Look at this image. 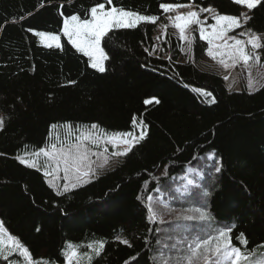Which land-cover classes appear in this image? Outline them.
<instances>
[{"label": "trees", "instance_id": "16d2710c", "mask_svg": "<svg viewBox=\"0 0 264 264\" xmlns=\"http://www.w3.org/2000/svg\"><path fill=\"white\" fill-rule=\"evenodd\" d=\"M99 3L155 17L102 38L103 73L65 37L60 49L48 48L29 31L60 33L64 18L86 19ZM165 4L243 11L233 0H0V115L9 117L0 131V264H66L69 245L80 253L79 264H156L160 228L147 211L155 193L170 207L208 214L193 224L231 227L232 244L248 256L264 253V81L252 92L229 91L219 74L200 68L206 43L197 34L193 60L184 57L171 31L158 36L167 23ZM248 17L241 29L264 35V0ZM257 56L264 67V47ZM133 117L147 125L146 139L68 192L48 185L43 162L31 168L17 159L52 143L74 144L94 123V132L131 131ZM8 236L29 249L27 259L9 255Z\"/></svg>", "mask_w": 264, "mask_h": 264}, {"label": "snow or ice", "instance_id": "6c2138e0", "mask_svg": "<svg viewBox=\"0 0 264 264\" xmlns=\"http://www.w3.org/2000/svg\"><path fill=\"white\" fill-rule=\"evenodd\" d=\"M111 2V0H109ZM261 0H235L236 4L246 5L248 9L255 8L260 4ZM161 7L169 9L172 5H162ZM180 7V5H176ZM200 12H207L212 14V18L215 23L211 25L212 31L206 35V30L203 25L206 23L205 20L199 19ZM200 12L188 11L184 15H177L174 20V26L179 29L181 38H184L185 30L190 25H197L199 27V34L201 40H206L209 45L214 43V38H220L225 43L217 48L221 56L220 62L225 68L229 67V64L223 59L227 57L233 63L243 60L247 63L252 57L245 51V42L237 39L235 36H227L226 33L232 29L241 27L240 19L237 16L232 15H220L217 14L216 10L212 7L201 9ZM90 19H81L79 15H71L69 18L63 21V35L67 37L68 42L78 51L83 53L89 58L90 66L93 69H97L103 73L105 67L103 61L106 59L104 49L101 47L102 38L112 28H130L137 24V22H154V17L145 15L134 14L125 10H118L112 7L111 10L105 9L104 3H99L96 6L90 8ZM250 19V17L246 18ZM29 31H34L29 29ZM34 34L40 38L41 42L48 48L55 47L60 49L62 47L61 39L59 35L46 33L43 31H34ZM244 35V33H241ZM247 44L251 45L253 51L264 47L261 44V40L264 37H260L254 33H248ZM234 40V44L229 45L226 41ZM145 51H148L145 49ZM207 54L210 57L215 58L213 49L208 48ZM257 59H259L257 57ZM227 79V77H225ZM74 83V82H70ZM251 87V81L249 82ZM199 94L205 98L211 96L210 92L196 90ZM152 101H145V103H151ZM159 103V100L155 101ZM209 103H215L213 97L209 100ZM9 119L4 115H0V131L4 130L5 121ZM55 128L56 126L53 125ZM66 127L71 128V125ZM98 128L97 124H92L91 129L95 130ZM133 131L128 132H112L99 133V132H81L80 135L76 136L78 141L75 144L70 145L67 148H57L56 143L50 145L51 151L44 148L39 149L35 152L36 157H45L43 175L45 177L52 176L53 180H49V186L55 187L57 194H60V187L54 183V180L58 178L59 173H63V191L68 192L69 189H76L79 185L89 182L90 176L93 174V170L89 164L90 152L85 146V141L99 147L101 142L104 145H111L113 154L116 156H127L132 151L133 147L139 144L141 141L146 139L147 125L141 120L137 121L135 117L132 119ZM57 139H59L57 137ZM122 147V150H117ZM105 151L107 148L105 147ZM19 162L27 167L37 168V161L31 160L28 157L21 159L17 157ZM216 173L221 171V168L217 166L215 168ZM191 183V181H189ZM152 197L149 196V202L152 201ZM148 219L153 222L155 213L151 205L147 209ZM199 214L197 216H185L184 219L188 221H205L208 219V214L200 208L195 209ZM3 226L0 225V255H4L3 247ZM185 231L189 234L190 238H186L181 243H186V248L181 250V255L177 257V264H199L203 261L204 264H264V259L251 261V258L242 252L241 247H237L232 244V233L231 227L224 228H213L211 231H205L203 225L197 230L195 227H185ZM215 233V234H213ZM244 234L240 233V237ZM12 240V246L9 248V255H19L27 259L29 257V249L21 244L19 240L9 237ZM121 243L130 246V242L127 239L117 237ZM242 246L247 245V239L241 241ZM91 247V245L89 246ZM103 250V242H99V249L97 255ZM66 264H79L80 253L75 246L69 245L65 252ZM7 259V256H5Z\"/></svg>", "mask_w": 264, "mask_h": 264}, {"label": "rangeland", "instance_id": "374dc122", "mask_svg": "<svg viewBox=\"0 0 264 264\" xmlns=\"http://www.w3.org/2000/svg\"><path fill=\"white\" fill-rule=\"evenodd\" d=\"M240 5L243 7V11L237 17L240 19L241 25H243L244 22L246 21L247 12L249 9L246 7V5H243V4H240ZM172 6L173 7L169 9L164 8V11L166 13L167 23L164 26L159 27L158 36L163 38L166 32L171 31L179 40V47H180V50L183 56L190 59L193 55L192 53L193 37L195 36V34H197L200 37V34H199L200 26L190 25L185 30L184 38H181L179 29L174 26V20L177 15H184L188 11L200 12L201 9H197L191 4H182L180 5V7H176V5H172ZM117 9L125 10V9H119V8ZM108 10H111V9H108ZM125 11H129V10H125ZM129 12H132L134 14L143 15V14L133 12V11H129ZM220 15H227V14H220ZM145 16H148V15H145ZM69 17H66V18H69ZM149 17H153V16H149ZM90 18L91 16L89 14V17L87 19H90ZM199 19L206 21L203 27H205L206 35H207L209 32L212 31L211 25L215 23V20L212 18V14L207 13V12H200ZM138 23H141V22H137V24ZM112 29H117V28H112ZM46 33H50V32H46ZM241 33H244V35H241ZM248 33L249 32L241 29V27L232 29L226 33V35L229 37L235 36L237 39H240L242 42H245V51L252 57L247 63H245L243 60L233 63L230 59H228L227 57H224L223 59H225V61L229 64V67L227 68H225L224 65L220 62L221 56L219 52L217 51V48L223 45L225 41L220 38H214V43L212 45H209L207 41L204 40L207 43V50L205 52L204 61L200 63V68L202 70L212 71L216 74H219L224 79L226 87L228 88L229 91H236V90L244 89L247 92H252L256 90L257 87L264 81V67L260 66L259 60L257 59L258 49L253 51V49L251 48V45L246 43L249 39ZM51 34L59 35L60 39H61V36L65 37L63 35V24H62V29L60 33H51ZM256 35L260 37H264V35H261V34H256ZM37 38H38L39 43L45 46L41 42L40 38L39 37ZM65 38L67 39V37ZM226 42L229 45L234 44V40H227ZM263 43H264V39L261 40V44ZM209 47L213 49L215 58L210 57L207 54ZM106 59H107V55H106ZM106 59L103 61L104 67L106 65ZM191 60L193 59L191 58ZM225 77H227V79H225ZM250 81H251V87L249 86ZM89 131L94 132L95 130L90 129L85 132H89ZM131 131H133V129ZM84 143H85V146L89 149V152L91 154L89 158V164L93 170V174L90 176L89 181L95 178L96 176L102 174L103 172L115 167L122 158V156H116L113 154V149L111 145H104L103 142H101V145L97 147L95 145L88 143L87 141H85ZM70 145L65 146L64 148H67ZM105 147L107 148V151H105ZM57 148L59 149L61 147H57ZM44 149L51 151V148H44ZM117 150H122V147ZM28 158H30L31 160L37 161V167H39L40 163L42 162L44 165V162L46 159L43 156L36 157L34 154L29 155ZM187 172L188 173L185 177V181L187 183L191 181V183L189 184H192L193 180L190 177V174L192 173V171L188 169ZM49 180H53V177L51 175L46 177V182L48 183V185H49ZM54 183L60 187V190H61L60 192H64L63 185L65 181L63 180L62 172L59 173V176L58 178L54 180ZM84 184H81V185H84ZM184 186L185 185H183L182 187ZM52 188L54 191H56L55 187H52ZM151 197L153 198L151 202H149L147 198V208L149 207V204H150L153 209V212L155 213L153 220L157 223V225L160 228L159 229L160 242L157 244L158 254H156V256L158 259H156V264H171V261L177 262V257L181 255V250L186 248V243H181V241L185 240L186 238H190V236L187 237V234H186L187 232H184L183 230H181V228L183 227L185 228L187 226L189 228L195 227L197 230H199L201 225H203L204 227L206 226L205 231L207 232L211 230V226L209 225L208 227L207 226L208 224H203V223L193 224L194 222L199 221V220H195V221L185 220L184 219L185 216L191 215V216L198 217L199 214H192V212L187 211L189 209H186V207H185V210L184 208L179 209L177 207L178 205L170 207L168 203L169 199H167L166 197H163L161 194L158 195L157 193H155V195H151ZM174 199L176 203L179 202L177 198H174ZM188 202L191 203V202H194V200L190 198ZM7 239H8L7 242L10 245H12V240L9 239V236ZM162 255L165 256V258L161 257ZM250 258H251V261L253 262L260 260V259H264V253L254 256V257H250ZM56 262H60V259L57 260ZM199 264H204V262L200 261Z\"/></svg>", "mask_w": 264, "mask_h": 264}, {"label": "bare ground", "instance_id": "6f19581e", "mask_svg": "<svg viewBox=\"0 0 264 264\" xmlns=\"http://www.w3.org/2000/svg\"><path fill=\"white\" fill-rule=\"evenodd\" d=\"M110 151V150H109Z\"/></svg>", "mask_w": 264, "mask_h": 264}]
</instances>
